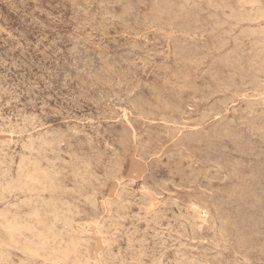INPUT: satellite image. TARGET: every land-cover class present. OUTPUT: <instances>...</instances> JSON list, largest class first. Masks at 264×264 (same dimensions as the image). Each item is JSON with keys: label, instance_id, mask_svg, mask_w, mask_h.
I'll return each mask as SVG.
<instances>
[{"label": "rangeland", "instance_id": "obj_1", "mask_svg": "<svg viewBox=\"0 0 264 264\" xmlns=\"http://www.w3.org/2000/svg\"><path fill=\"white\" fill-rule=\"evenodd\" d=\"M263 44L264 0H0V264H264Z\"/></svg>", "mask_w": 264, "mask_h": 264}, {"label": "bare ground", "instance_id": "obj_2", "mask_svg": "<svg viewBox=\"0 0 264 264\" xmlns=\"http://www.w3.org/2000/svg\"><path fill=\"white\" fill-rule=\"evenodd\" d=\"M249 19V18H248ZM264 45V44H263ZM260 54V53H259ZM217 115H219L218 113H217ZM209 116V115H208ZM204 124V123H203ZM196 130V129H195ZM228 132V131H227ZM193 161V160H192ZM13 184V183H12ZM15 189V188H14ZM15 192V191H14ZM192 203V202H191ZM3 211V210H2ZM165 217V216H164ZM230 225V224H229ZM201 229V228H200ZM222 230V229H221ZM222 232V231H221ZM225 232V231H224ZM142 254V253H141ZM178 254V253H177ZM143 255V254H142ZM11 257V256H10ZM143 257V256H142ZM132 258V257H131ZM186 258V257H185ZM140 261V260H139ZM134 262H135V260H134ZM175 263V262H174ZM184 264V263H183ZM193 264V263H192ZM196 264V263H195ZM209 264V263H208Z\"/></svg>", "mask_w": 264, "mask_h": 264}]
</instances>
